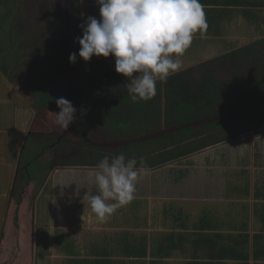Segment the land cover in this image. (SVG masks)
Here are the masks:
<instances>
[{
    "label": "flooded vegetation",
    "instance_id": "flooded-vegetation-1",
    "mask_svg": "<svg viewBox=\"0 0 264 264\" xmlns=\"http://www.w3.org/2000/svg\"><path fill=\"white\" fill-rule=\"evenodd\" d=\"M54 1L27 0L26 2H22V7L23 9L26 8L28 12L30 8L33 9V12H36V6L42 8L41 5L44 4V8L48 12L44 15L39 13L40 16H36L33 20L37 21L39 19L42 22L45 21L46 25L53 32H57L56 39L53 41L50 39V42L46 41V36L41 35L43 31L29 33L33 28L31 26L30 15L27 16L28 18H23L22 15V17L17 19L16 25L20 28L25 26L28 33V43L22 49L15 63L11 62L9 64L10 62L8 63L7 60H3L0 57V69L3 68V71L0 70V73L7 71V76H9L8 78L11 82V84L9 83L11 88L8 87L6 93L14 97L13 101H10L12 117L8 118L7 124L9 137L11 138V147L8 151L9 154L4 155V162L0 160V261L2 260L0 264H12V260H10L12 256L19 258L16 259L14 264L61 263L57 261V238L61 235V228L57 229V217L55 229L51 227L54 223L51 221L49 197L50 192H53V190H61V186L53 185L52 183L53 179H55L54 175L58 174L60 170L66 168L89 171L105 156L111 159L114 155L121 153L125 155L126 159L133 158L138 160L137 166L143 165L146 169H150V167L141 164L143 157L138 146H144L141 145L142 142L149 143L151 140L161 137L166 138V141L170 139V147H173L176 142L173 135L182 129L178 127L182 124L172 123L167 125L164 119L150 122L151 126L149 127L144 122L141 124V121L133 122L132 120L127 122L125 126H119L122 124L119 119L123 116L124 112H127L124 117L128 116L130 119H134L137 116L129 115L131 112L124 108V102L118 99L119 96H116L111 103L109 100H102L100 98H98L99 101L94 100V96L87 89V83L91 84L89 74L91 75V79L97 78L99 80V73L94 70H86V67H80L77 65V62L75 63L77 85L74 88L76 101H73L71 93L73 89L69 86L67 80L68 74L64 76L65 78L62 77L63 79L60 75L65 66H69V55L73 53L70 35L75 34V38L82 36V31L78 26L84 23V19L89 16V11L93 13L99 7L96 6V0H62L63 5L61 3L60 5H54ZM63 6L64 8L66 7L67 13L62 12ZM81 14H84L83 18ZM96 18L100 19L99 12L96 14ZM257 22L256 20L255 23ZM65 27L70 34H59ZM240 27L242 28L241 32L245 41L234 48L231 47L232 49L227 53H237L241 48L247 47L248 49L251 48L249 51L245 49L247 51L245 53L249 54V57L253 56V51L254 54L260 56L258 61H264V42L262 47L259 44H255V41L259 39L264 41V21L260 19L258 25H254L251 28L250 26L248 28L246 24ZM261 30H263L262 33ZM21 33L20 31L18 34L21 35ZM59 35L64 36L66 38L65 43H70V46L69 48H65L68 50L67 53L61 51L59 66L63 68L59 67L57 70V65L47 62L49 60L48 53H50L48 49L52 50L51 45L56 46L57 50L59 48V42L57 43ZM194 38L196 41L201 40L197 34H195ZM44 42L45 44H43ZM252 46L255 47L252 48ZM77 47L80 48L78 43H76L75 53L78 51ZM192 52L193 49L186 52L184 59L190 56ZM52 59H57V56ZM106 60L115 71V67L113 66L115 58L108 57ZM186 60H190V58L184 61ZM55 61L57 63V60ZM224 61H222L224 63H221L222 66H226L223 68V71L231 69V78L235 69L228 68L229 63L226 62L227 59ZM197 62H201L200 59ZM190 67L193 68V66ZM190 67L182 65L181 70ZM250 69H246L247 73ZM115 73L119 77L116 71ZM216 78L219 81H223L217 76ZM122 84L126 86L128 83L122 81ZM256 96L251 102L259 100L260 103L258 105L264 106V89L260 90ZM60 97L71 101L77 109L76 120L69 126L67 131H61L49 123V111H59L55 100ZM256 107L257 104L253 107H248V109L250 108L252 112H255ZM236 109H230L212 117H219L217 119L219 120L225 117L227 113H232ZM230 115L232 114L228 116ZM155 131H165V133L155 138L127 142V139ZM255 132H259L257 135L255 134L257 136L255 144L263 140L260 142L262 148L259 150V152L263 153L264 126L255 128L253 122L251 124L248 123L246 132L235 138L239 139ZM247 138L249 140V137ZM221 144L223 142L212 146H219ZM239 145L238 148L240 149L241 143ZM234 150L242 154L237 148ZM215 154L218 156L222 154V157L228 160V164L235 161L232 156H228L224 152L223 148H218ZM179 159L176 158L168 162L172 163ZM223 171L222 176L215 175L214 178L216 183L218 182V185H221L223 193H225L226 190L230 191L232 188L229 186V183L233 182L236 184L241 177L235 175L234 169L230 167L224 168ZM72 174H76V178L75 181L68 184V188H62L66 192L75 191L76 189L87 192L91 188V185L88 183V172L77 171V173ZM64 175L66 176L67 174ZM59 177L58 175L56 183ZM148 187L149 178L145 174L143 179L137 184L135 197L141 195ZM179 195L181 196V194ZM196 198L198 199V197ZM180 202L189 207H198L201 204L208 205L210 203V201L203 202L202 200ZM84 213L85 211L80 214L84 216ZM92 216H95L93 212ZM118 216L119 212L117 210L109 216L112 219V223L118 222ZM6 257L9 260H7V263H4Z\"/></svg>",
    "mask_w": 264,
    "mask_h": 264
},
{
    "label": "crops",
    "instance_id": "crops-1",
    "mask_svg": "<svg viewBox=\"0 0 264 264\" xmlns=\"http://www.w3.org/2000/svg\"><path fill=\"white\" fill-rule=\"evenodd\" d=\"M200 2L204 5V10H208L209 15H206L207 12H205L206 22L210 24L203 34L197 33L198 38L215 37V39H222L220 35L223 34V24L225 26L233 25L235 31L241 33L242 28L240 26L246 24L251 28L255 25L256 20H262L264 17V0H200ZM231 9L236 10L232 15L229 13ZM255 10H261V12ZM202 40L204 39L200 41ZM196 47L194 42L191 56H199L194 50ZM185 59H189V56ZM185 59L182 60V65L190 67L191 64L186 65L189 60L184 61ZM2 69L0 70L3 71ZM3 74L0 73V160L4 162V155L9 154L8 151L11 147L7 124L8 118L12 117L10 101L12 102L14 97L6 93L11 82L7 76V71ZM246 138H239L237 142L246 140ZM250 140L251 143L245 148L242 144L239 149L240 145L237 143H223L219 146H213L212 151L206 147L208 148L207 151L203 150L206 148H203L172 163L167 162L161 166H155V168L172 167L170 170L173 173L180 172V174L176 180L170 177L172 179L170 183L165 178L169 184L165 187H159L161 184L156 182L154 177L153 179L149 178V187L146 191L135 197L130 203L117 209L119 216L118 222L115 223H112L110 217L101 221L96 215L92 216L89 202L84 197L87 192L78 189L66 192L62 189L68 188V184L75 181L76 174L73 175L72 173H77V171L89 173L90 170L66 168L60 170L58 174L54 175L55 179L52 183L61 186V192L55 189L50 192L49 196L51 221L54 223L51 227L55 229L57 217V229L61 228V235L57 238V261L59 262L61 259V263H63L69 258L98 257L94 256L92 251L93 247L97 245L104 252L109 249L112 254L109 253L107 257L116 262L135 260L137 264L138 261H145L147 264H185L193 260L191 255L195 250L198 254H202V259H207L204 257L206 256L205 246H207V242L199 244L200 242L196 241L203 234L221 233L226 236L225 239L228 242L230 240L227 238L228 234L234 235L232 238H238L236 235L241 233L248 236L247 243H244L243 239L239 240L237 244L231 240L228 243L223 241V243L238 246L236 249L238 255H243L247 251V257H224L213 259V261L222 264H264L263 259L254 260L252 254L253 236L256 233L264 232V198L256 199L254 196L255 183L257 181L264 182V152H259L262 148L260 142L263 140L256 144V139ZM250 147L255 158L261 155L263 166H258L254 160L252 169L248 170L236 163V159L240 156L235 155L234 149L237 148L243 152L244 150L248 151ZM218 148H223L228 156H233L236 165L231 167L233 162L228 164V160L223 158L222 154L221 156L216 155L215 151ZM227 150L229 151L227 152ZM209 154L214 156V159L208 161L209 156L207 155ZM226 167L234 169V174L241 177L236 185L248 184V192L245 193V196L243 194L240 196L237 191L231 193L232 191L226 190L223 193L221 185L216 183L215 175L222 176L223 169ZM207 171L211 172L207 173ZM58 175L60 177L56 183ZM215 191L218 192V195ZM217 196L222 197V199L216 200L215 197ZM161 199L165 200L164 203ZM188 200L210 201V203L208 205L201 204L198 207H189L180 202ZM238 205H240L241 210L238 209ZM243 206L246 212L243 211ZM83 211H85L84 216L80 214ZM142 237L144 240H141ZM179 238L182 240V246L174 248L172 241H177ZM213 239L215 243L219 244L220 239L216 237ZM59 241H63V244L58 245ZM67 245L72 251L71 254L63 251V247ZM239 245H246V250L239 248ZM127 246L133 247V256H128L125 252ZM119 247L124 248V256L117 254L115 249ZM142 248L146 253L145 256L139 254L141 251L138 250ZM159 248L162 250H158ZM10 258H12L10 259L12 264L15 263L16 259H19L17 256ZM7 260L9 259L6 257L4 263H7Z\"/></svg>",
    "mask_w": 264,
    "mask_h": 264
},
{
    "label": "trees",
    "instance_id": "trees-1",
    "mask_svg": "<svg viewBox=\"0 0 264 264\" xmlns=\"http://www.w3.org/2000/svg\"><path fill=\"white\" fill-rule=\"evenodd\" d=\"M204 11L207 12L206 15H209L207 9ZM255 11L259 13L261 12V10ZM98 12L99 11L96 10L93 13L92 11H89L88 15L96 17ZM16 14H18V11ZM263 19L264 17L262 20ZM259 20L260 19L257 20L258 22L255 23V25H258ZM8 24L12 26L14 24V19H12ZM209 24L210 23H207L208 27ZM262 32L263 30H261V33ZM8 40L11 41L12 39L8 38ZM194 41H196L195 38H193L192 44L186 52L193 49ZM263 42L264 41L262 39H259L255 41V44H259L262 47ZM253 47L255 46H252V48ZM245 49L247 50L248 48H241L238 52H244H241L239 55L236 52H229L224 56L227 58L226 62L229 63L228 68L231 67L235 69V73L232 74L230 79L219 81L216 78L217 69L209 65L211 60L203 63L201 62L199 66L203 71L200 72L199 78L194 75L195 68L190 67L183 69L176 74L171 75L166 83L158 82L157 95L153 99L147 102L140 101L137 103H133L130 100L127 88L122 84V81L116 75L110 63L106 60L107 58H98L93 56L90 62H84L78 56L79 47H77V65L80 67H86V70H94L99 73V80L97 78L91 79V75L89 74L91 84L87 83V89L90 94L94 96V100L99 101L98 98H100L102 100H109L111 103L116 96H119L118 99L124 102V108L131 112L129 115L137 116L134 119H130L128 116L124 117L127 113L124 112L123 116L119 119L122 123H120L121 125L119 126H125L130 120L133 122H140L143 120V122L149 127L151 126V124H149L150 122L162 119V115L167 125L172 123L185 124L198 119L210 118L216 114L224 113L230 109H236L243 106L254 100L257 97V93L264 89V61H258L256 66L251 65V58L247 59L250 55L245 53ZM184 55L181 57L182 60L184 59ZM18 58L19 55H17L12 62H16ZM254 58L260 59V56L255 54ZM8 63L6 64L8 65ZM219 63L221 64L223 62L219 61ZM9 64H11V62ZM220 67L225 68L226 66L221 65ZM249 68L251 69L244 78L243 71H246V69ZM161 102H163V106L161 105ZM252 122L255 128L264 126L263 105L257 104L255 112H252L250 108H247L216 121L200 123L195 126L182 128L173 135V138L176 140L173 147H170L171 140L169 139L164 142V145L165 143L166 145L163 148L160 147V145H154V147L152 145V147L146 148L147 150H141L140 153L143 157L141 164L150 168L161 166L173 159L181 158L198 152L208 146L231 140L232 138L246 132L248 129V123L251 124ZM157 140L163 142L161 137L157 138ZM147 143L142 142L141 145H145ZM256 164L258 166H263L261 155L256 156ZM229 186L232 187L230 189V191H232L231 193H233V191H237L240 196H245V193L248 192V184L245 183L238 186L233 182H230ZM254 196L256 199L264 198V182L257 181V183H255ZM244 209L245 207L243 206V211L246 212ZM212 236L220 239L219 244L215 243ZM232 236L234 235L228 234L227 238H229L234 244L239 243V240L241 239H243L244 243H247L248 241V236L246 234L239 233L236 235L238 238H232ZM225 238L226 236L221 233L203 234L202 237L198 240L196 239V241H199V244H205V242H207V246H205L206 256H204L207 259H202V254H198L195 250L191 255L193 260L187 264H222L220 262L215 263L213 259H220L224 257H247V251L243 253V255H238L236 254L238 246L235 247L233 245L223 243V241L227 242ZM141 240H144V238L142 237ZM230 240H228V242H230ZM172 243L174 248L182 246V240H180V238L177 239V241H172ZM60 244H63V241H59L58 245ZM65 247H63V251L71 254L72 251L69 249V246L67 245ZM121 248L122 247L115 249L119 255L124 254V248ZM132 248L133 247L127 246L128 252H125L128 256H133L134 249ZM143 248L138 251H141L139 253L140 255L145 256L146 253L143 251ZM239 248L246 250V245H239ZM158 250L162 249L159 248ZM92 251L94 256L98 257L79 259L69 258L62 264H137V261L135 260L113 261L107 257L111 251L109 252V250H106L104 252L97 245L93 247ZM252 254L254 260H264V232L256 233L253 236ZM138 264L147 263L145 261H138Z\"/></svg>",
    "mask_w": 264,
    "mask_h": 264
},
{
    "label": "clouds",
    "instance_id": "clouds-1",
    "mask_svg": "<svg viewBox=\"0 0 264 264\" xmlns=\"http://www.w3.org/2000/svg\"><path fill=\"white\" fill-rule=\"evenodd\" d=\"M96 4L100 19L87 16L78 26L82 31L75 41L80 45L78 56L84 62L93 56L114 57L115 71L129 80L125 87L133 103L157 95V83H166L181 70V57L195 34L208 27L200 0H96ZM69 62H77V53L69 55ZM55 103L59 111H49V123L67 131L77 109L64 97ZM137 164L121 153L111 159L105 156L91 168V188L84 197L99 220L135 198L137 184L147 172Z\"/></svg>",
    "mask_w": 264,
    "mask_h": 264
},
{
    "label": "rangeland",
    "instance_id": "rangeland-1",
    "mask_svg": "<svg viewBox=\"0 0 264 264\" xmlns=\"http://www.w3.org/2000/svg\"><path fill=\"white\" fill-rule=\"evenodd\" d=\"M26 1L27 0H0V57H2L3 60H7V62H12L17 57V55L21 54L22 49L25 48L26 44L28 43V36H27L28 33L26 31L25 26L24 27L22 26V28H20V27H17V25H16L17 19L22 17V15H23V18H28L27 16L30 15L31 26H33V28L29 31V33L30 32L36 33V32L43 31V34H41V35L46 36V41L50 42L51 40L53 41V40L56 39V33L57 32H53L46 25L45 21L42 22L39 19L37 21L33 20V18H35L36 16H40V14L44 15V14H46V12H48L44 8L45 5L44 4L41 5L42 8L39 7V6L38 7L36 6V9H35L36 12H33V9L30 8L29 9L30 13H29L26 10V8L23 9V7H22V2H26ZM12 3H13V5H12ZM60 3L63 5L62 0H57V1L55 0L54 1V5H57V4L60 5ZM96 6H98V5L96 4ZM61 10H62V12L67 13L66 12V7L64 8V6H63V9H61ZM17 11H18V14H16ZM235 11H236L235 9H231L230 12H229L230 15H232ZM12 19H14L15 24L10 26V24H8V23ZM206 21H207V19H206ZM20 31L22 32L21 35L18 34ZM222 31H223V34L220 35L222 39H220V38L219 39H215V37H214V38H208V39L201 38V39H204V40L195 41V44H196L197 47L194 50L196 52V55H199V57L191 56V53H190V56H189L190 60L186 63V65H188V64L190 65L191 64L190 66H193V68H195V70H194L195 77L199 78L200 72L203 71L202 68L199 66V64L201 62L203 63V62H207V61L211 60V63L209 65L214 67L215 69H217L216 70L217 71V77L220 80H228V79H230V76H231V73H232L231 69H229L227 71H223V68L220 67L221 64L219 63V61L222 62L224 59H227V58L224 57L226 55V53L228 51H230L232 48H234L236 45H238L241 42L245 41V38L242 36V32L239 33L238 31H235L233 25L225 26L223 24V30ZM59 34H70V32L65 27V28H63V30ZM23 35H24L25 38L23 37ZM8 38H11L12 40L10 41V40H8ZM65 39L66 38L64 36H62V35L58 36L57 43L59 42L58 50H60L58 54H57L58 50H57L56 46L51 45L52 50L48 49L50 53H48L49 60H48L47 63H51L52 65H57V70L59 69V67L63 68L62 66H59L61 51H65L67 53L68 50L65 49V48H69V46H70V43H65ZM43 44H45V42ZM249 50H251V48H249L247 51H249ZM252 53H253V56L252 57H248L247 59L251 58V61H252L251 65L256 66L258 64V59L254 58L255 54H254L253 51H252ZM237 54L239 55V54H241V52H237ZM55 56H57V59H52ZM111 57L112 56H109V58H111ZM198 59H200L201 62H197ZM55 60H57V63H56ZM69 66H70V63H69ZM69 66H65V68L62 71L60 70L61 71L60 72L61 78L68 74V72L70 71ZM113 66L115 67V64ZM233 73H235V71H233ZM246 74H247V71H245L244 74H243L244 78L246 77L245 76ZM118 75H119V77L121 78V80L123 82L129 83V80L126 77H124L122 74H118ZM163 102H161L162 106H163V104H162ZM162 119H163V115H162ZM141 124H143L142 120H141ZM146 126H148V125H146ZM258 133L259 132L251 133L250 135H246V136L243 137V138L249 137V140H248V138H246V140H242L241 142H237L238 139L234 137L236 140L234 138H232L233 140L232 139L231 140H227L226 143H237L238 145L241 143L243 148H245L248 144L251 143L250 139H252V140L257 139L256 135ZM162 139H163V142L162 141H158L157 138H156L154 140H151L147 145L138 146L139 147V151L141 152V150H146V148L152 147V145H153V147H154V145H156V146L160 145V147L163 148L166 145V143L164 145V142H166V138H162ZM212 147L213 146L208 147V148H210V150L212 151L213 150ZM208 148L203 149V150L207 151ZM228 151L229 150H227V152ZM235 155L237 157L240 156L238 159H236L237 160L236 163L239 166L244 167V169H248V170L252 169V165L255 162L254 160H256V158L253 156V153H251V147L248 149V151L244 150L242 152V154H240L238 151H236ZM207 156H209L208 161L214 159V156H212L211 154H209ZM181 158H183V157H181ZM232 158H233V156H232ZM131 159H133V158H131ZM172 165H174V164H172ZM234 165H236V164L233 162L231 167L234 166ZM173 167H175V166H173ZM170 168H172V167L152 168L153 170H151V168H150V169H147L146 175L150 179H153V177H154V180L161 184L159 187H161V186L165 187V185H169L168 181H169V183L172 182V179H171L172 177H173V179L176 180L177 177L180 174V172H174L173 173V171H171ZM238 169L240 170L239 167H238ZM210 172L211 171H207V173H210ZM165 178H167L168 181ZM215 192L218 195V192L217 191H215ZM215 199L216 200H221L222 197H218L217 196V197H215ZM164 201L165 200H162V203H164ZM238 209L241 210L240 205H238ZM59 262H61V259L59 260ZM59 264H62V263H59ZM177 264H179V263H177ZM182 264H184V263H182ZM185 264H187V262Z\"/></svg>",
    "mask_w": 264,
    "mask_h": 264
},
{
    "label": "water",
    "instance_id": "water-1",
    "mask_svg": "<svg viewBox=\"0 0 264 264\" xmlns=\"http://www.w3.org/2000/svg\"><path fill=\"white\" fill-rule=\"evenodd\" d=\"M74 26V24H73ZM70 38L72 40L71 42V46L73 48V53L75 52V49H76V38H75V34H71L70 35ZM70 68V71L68 72V77H67V80L69 82V86L73 89L71 91L72 93V99L73 101H76V96H75V91H74V88L75 86L77 85V76H76V67H75V64H70L69 66ZM260 101L259 100H255L254 102H251L249 104H246V105H243L239 108H237L235 111H233L232 113H227L225 116H228L229 114H233L234 112H239V111H242L248 107H253L254 105L256 104H259ZM219 117H210V118H205V119H200V120H196V121H192V122H188V123H185V124H182L178 127L180 128H185V127H189V126H193L195 124H200V123H205V122H209V121H214V120H217ZM165 131H155V132H152V133H149V134H146V135H140V136H137L135 138H130V139H127V142H135V141H142V140H145V139H149V138H155L159 135H162L164 134ZM126 142V143H127Z\"/></svg>",
    "mask_w": 264,
    "mask_h": 264
},
{
    "label": "bare ground",
    "instance_id": "bare-ground-1",
    "mask_svg": "<svg viewBox=\"0 0 264 264\" xmlns=\"http://www.w3.org/2000/svg\"><path fill=\"white\" fill-rule=\"evenodd\" d=\"M169 128V127H168Z\"/></svg>",
    "mask_w": 264,
    "mask_h": 264
}]
</instances>
